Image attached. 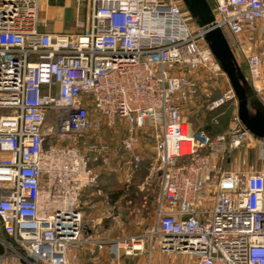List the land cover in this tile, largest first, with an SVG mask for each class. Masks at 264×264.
I'll use <instances>...</instances> for the list:
<instances>
[{"label":"built area","instance_id":"built-area-1","mask_svg":"<svg viewBox=\"0 0 264 264\" xmlns=\"http://www.w3.org/2000/svg\"><path fill=\"white\" fill-rule=\"evenodd\" d=\"M75 1V30L48 31L40 0H0V264H84L83 250L97 264L108 246L114 256L103 264H132L144 252L145 237L109 240L85 219L96 202L81 196L100 181L89 164L94 156L106 164L109 144L46 148L51 131L87 139L119 122L124 168L142 160L141 131L156 140L161 194L148 234L163 253L187 257L167 264H264V169L222 168L244 145L264 160V138L238 114L208 135L184 111L198 91L195 73L217 79L220 70L202 29L189 25L180 0ZM213 3L214 24L245 42L258 89L262 58L248 44L264 35V0ZM236 100L231 86L208 109Z\"/></svg>","mask_w":264,"mask_h":264},{"label":"rangeland","instance_id":"rangeland-1","mask_svg":"<svg viewBox=\"0 0 264 264\" xmlns=\"http://www.w3.org/2000/svg\"><path fill=\"white\" fill-rule=\"evenodd\" d=\"M208 1L210 2L212 9H214L213 0ZM179 5L185 13L189 25L192 26L194 30H199V25L197 24L196 19L191 16L182 0H180ZM75 16L76 12L74 9L70 8L66 11L64 19L67 24H70L75 19ZM224 33L240 67L244 69L243 72L254 92L248 101V107L251 113H254L257 108L264 111V35H253L251 40H249L250 44H248L251 46L252 50L262 58V81L259 84L260 87H258V90L255 87L254 80L251 78L245 59L243 49L245 42L239 43V40L242 39L236 38L227 27H224ZM219 66L220 70L217 79L213 77L211 78L200 72L195 73L196 75L194 77L196 78L195 81L198 91L188 102L185 103L184 111L188 121L197 131H205L207 123L209 122L207 119L210 118L212 123H215L217 119L219 120L217 125L219 132H216L215 134L221 133L228 128L230 123H227L226 125V123H224L225 121L222 123L220 119L224 117L227 118V121L229 119L231 122L232 117L237 114V100L235 102H228V105L221 106L222 108L224 107V109L218 107L222 109V111L218 112L216 115L215 110L218 108L213 110L208 109L209 102L220 97L226 89L231 87L226 73L223 71L220 64ZM197 75L202 76L200 77L201 80L197 79ZM54 124L55 122L53 118L48 119V128H54ZM52 133L53 131L50 132L46 141V148L48 150L51 148L59 150L65 148L67 145H72L74 148L80 150L85 148L88 143L92 142H107L109 144L110 154L108 162L103 164L101 160H98V156H94L89 164L100 174L98 186L94 193L89 194L91 200L94 198L91 202H96L95 206H90V212H96V219L100 218V221L95 220V226L100 230L102 235L109 240L123 239L128 236L145 237L146 246L144 252L133 257L132 261L127 263L144 264V261L149 260V264H167L187 259V257L183 255L163 253L159 249L157 238L148 234L152 231L155 225L157 200L161 194V180L159 173L157 172L158 162L155 153L156 140L149 134L150 131H141L138 134V145L142 153V160L138 167L131 169L122 166V161L119 156L120 140L127 133V125H122L121 122L115 127L105 125L100 131L91 133L87 139L77 135H71L61 139L54 136ZM153 166L157 169L155 170ZM222 168L236 170L244 175L250 171L264 169V160L258 158L255 146L244 145L236 147L230 152L228 158L223 161ZM125 169H127V172H124ZM128 179L129 181H127ZM117 194H119L117 198L113 199V195ZM99 200L101 201L100 205L98 203ZM86 222L91 225L94 223L91 220H86ZM109 247L110 246L103 251L105 254H102L103 252L99 254V261L97 264L106 261H104V255L108 256V259L114 256V253L109 250ZM22 262L28 264L25 261ZM34 264L43 263L36 260L34 261Z\"/></svg>","mask_w":264,"mask_h":264},{"label":"water","instance_id":"water-1","mask_svg":"<svg viewBox=\"0 0 264 264\" xmlns=\"http://www.w3.org/2000/svg\"><path fill=\"white\" fill-rule=\"evenodd\" d=\"M203 31V37L226 73L237 98V114L255 136L264 138V111L251 113L248 101L254 94L223 29L214 24L215 15L208 0H182Z\"/></svg>","mask_w":264,"mask_h":264},{"label":"crops","instance_id":"crops-1","mask_svg":"<svg viewBox=\"0 0 264 264\" xmlns=\"http://www.w3.org/2000/svg\"><path fill=\"white\" fill-rule=\"evenodd\" d=\"M74 9L75 12H77V2L75 0H40V28L43 30L48 31H74V20L67 24V22L64 19V15L68 9ZM204 76V75H203ZM200 75L197 76L198 80L200 79ZM120 123V122H119ZM230 123V121H228ZM121 124L126 125L124 122H121ZM229 126V125H228ZM96 188H89L86 190L81 198L86 199L88 201L91 200V197L89 194L94 193ZM92 190V191H91ZM88 194V195H86ZM99 205L101 204V201L99 200ZM90 206H86L84 210L85 219L87 221L92 220H99L100 218L96 219V212L91 213L90 212ZM102 254H105L104 252ZM108 259V256L104 255V261ZM81 262L84 264H88L87 260V250H83L81 252ZM103 264V262L101 263Z\"/></svg>","mask_w":264,"mask_h":264},{"label":"trees","instance_id":"trees-1","mask_svg":"<svg viewBox=\"0 0 264 264\" xmlns=\"http://www.w3.org/2000/svg\"><path fill=\"white\" fill-rule=\"evenodd\" d=\"M242 70H244L243 68H241ZM229 103L227 102L226 104H224V105H222V106H225V105H228ZM221 107V106H220ZM222 108V107H221ZM222 109H224V107L222 108ZM222 109H220V108H218V109H216L215 110V115L216 114H218V112H220V111H222ZM214 113V112H213ZM228 114V113H227ZM229 115V114H228ZM227 115V116H228ZM207 121H209L208 123H207V127L205 128V131H203L204 133H206V134H208V135H214L216 132H219L218 131V129H217V125H218V123H219V120L217 119V121L214 123H212L211 122V120H210V118H208L207 119ZM220 121L223 123V121H225L224 123H226V125H227V123H228V121H229V119H228V121H227V118H222V119H220ZM123 193V192H122ZM119 194H117V195H113V199H115V198H117V196H118Z\"/></svg>","mask_w":264,"mask_h":264}]
</instances>
